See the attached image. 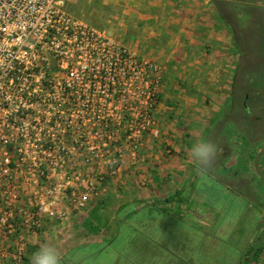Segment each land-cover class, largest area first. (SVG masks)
Masks as SVG:
<instances>
[{"label": "built area", "instance_id": "built-area-1", "mask_svg": "<svg viewBox=\"0 0 264 264\" xmlns=\"http://www.w3.org/2000/svg\"><path fill=\"white\" fill-rule=\"evenodd\" d=\"M163 78L65 0H0V264H24L142 163Z\"/></svg>", "mask_w": 264, "mask_h": 264}, {"label": "rangeland", "instance_id": "rangeland-1", "mask_svg": "<svg viewBox=\"0 0 264 264\" xmlns=\"http://www.w3.org/2000/svg\"><path fill=\"white\" fill-rule=\"evenodd\" d=\"M136 1L134 2L138 3ZM65 2L70 14L104 30L112 38L123 39L130 30L131 22L126 13L133 4L132 0H65ZM228 33L231 36L229 30ZM237 38L242 48L240 71L244 75L248 69L253 70L248 74L253 86L248 91V95L252 100H246L251 109L249 116L252 122L249 119V124L241 123L237 128L245 129L251 126L250 128H254L259 136L256 135V140L250 142L243 139L240 130L231 125L227 126L234 136L229 147L232 155L225 160L224 165L228 169L232 167L231 170L236 173L244 172V179L231 186L235 187L233 190L220 182H209L205 177L191 181L189 186L201 189L203 207H210L211 212L206 219L205 214H201L203 219L188 220L192 226L182 227L185 228L184 233L180 234L171 245H163L157 238L158 218L163 216L159 222L160 228L164 224H182L180 219L174 220L171 216H169L171 219H166L164 215L159 214V210L155 207L158 203H149V205L134 203L126 209L123 207L115 214V209L135 199L127 190L125 183L121 184L120 187H115V195L107 196L98 202L99 211L93 213L92 219L95 218L96 221L91 226L75 225L74 222H78L79 217L76 215L64 227L45 228L39 236L38 245L28 249V261L24 264H30L31 255L42 244H50L58 249L62 257L61 264H264V246H262L264 243V9H252L251 15H241L238 18ZM231 42L236 51L237 63V49L233 38ZM231 80L232 78L230 82ZM164 81L163 78V83ZM175 88L178 87L170 84H163L161 87L159 105L165 110L162 114L158 107L161 124L167 127V124L174 120L175 114L172 113L177 110L180 112L181 109L187 112L196 111L201 113L200 115H205L206 119L210 117L207 113V101L201 99L197 90L187 91L191 100L186 103V108H182L180 104L183 103L174 97L177 94ZM229 90L230 85L225 92V99L221 100L223 104L219 113L226 108ZM161 92L164 94L163 97ZM244 95L245 92L241 95V103ZM200 137L204 140L205 132L203 136L192 138L190 136L183 140L198 138L200 140ZM238 149L245 150L249 159L247 162L240 159L239 163H236L233 155L235 152L236 156L239 155ZM224 150L226 155L227 147ZM251 157L254 159L251 160ZM219 170L218 167L216 172ZM123 173L120 180L125 181ZM132 173L136 179L142 175L139 169H133ZM223 175L226 176L225 180L233 182V177L225 173ZM139 185L138 183L137 186ZM137 189L140 191L139 188ZM137 197L142 199L141 194L137 193ZM194 203L191 202V205ZM218 206H220L219 210ZM192 208L193 211L196 210V206ZM112 218L115 220L108 221ZM226 218L229 220L228 223H225ZM250 248L255 252L260 248L259 255L254 257L251 252L247 254Z\"/></svg>", "mask_w": 264, "mask_h": 264}, {"label": "crops", "instance_id": "crops-1", "mask_svg": "<svg viewBox=\"0 0 264 264\" xmlns=\"http://www.w3.org/2000/svg\"><path fill=\"white\" fill-rule=\"evenodd\" d=\"M134 1L132 0L133 4L126 13L131 22L130 30L123 39H113L139 55L158 62L164 68L163 84L178 87L175 88L177 94L174 97L183 103L180 104L182 108H186L188 100H191L187 91L197 90L204 102L206 99L207 113L210 115L206 119L205 115L196 111H174V120L167 127L161 124L162 140L160 138L155 142L150 141L142 163L136 167H125V181L119 179L108 183V197L115 195V187L124 183L135 197L115 209V214L134 203H158L155 207L159 214L166 219H171L169 216L174 220L180 219L182 225L164 224L160 228L165 238L161 240L158 236V240L163 245H171L184 233L185 228L182 227L192 226L188 220L206 219L211 212L210 207H203L201 189L195 187L190 190L189 186L191 177L196 172V165L191 161L189 151L199 138L188 141L183 139L203 136L208 125L219 113L223 104L221 100L225 99V92L235 69L236 51L226 25L216 15L212 0ZM160 110L162 114L165 112L159 105ZM133 169L142 172L139 179L133 176ZM200 177L219 183L209 174L198 172L196 179ZM137 193L141 194V200ZM167 199L173 201L166 202ZM100 200L92 203L86 212L80 214L78 222L74 224L80 227L94 224L96 220L92 219V215L99 211L97 204ZM191 202L195 203L191 205ZM192 206H196L195 211ZM201 214H205L204 217ZM114 220L112 218L108 221Z\"/></svg>", "mask_w": 264, "mask_h": 264}, {"label": "trees", "instance_id": "trees-1", "mask_svg": "<svg viewBox=\"0 0 264 264\" xmlns=\"http://www.w3.org/2000/svg\"><path fill=\"white\" fill-rule=\"evenodd\" d=\"M212 3H213V7L215 9L217 17L219 18L220 21H222L228 27V30L231 33V36L234 40V43L237 49L238 57H237V63H236V67L234 70V74L230 82V90H229V96H228L227 103H226V108L222 113H218L217 115H215L211 123L206 128L205 137H204V140H211L214 143H216L218 146L223 147V149L227 147L228 152L226 155L223 153V156L217 161L214 169L208 172L207 174H209L210 176H213L219 182L226 185L227 187H231L237 184V181H241L242 179H244V172L236 173L233 170H231L233 168L228 169L224 165L225 160L229 159L228 157H231L232 155L230 153L229 147L232 143L231 139L234 136L233 135L234 133L229 131V129H227V126L231 125L233 128H237L240 126L239 124L241 123L246 124L248 123L249 119L251 121V118L249 116V112L251 111V109H250V106L247 105L246 100H252V97L248 95V91H250V89L253 88V86L250 83L249 75H248L253 70L248 69L246 73L243 75L239 69V63L241 61L240 58L242 56V48L237 38L238 18L241 17V15H251L252 9L254 10L264 9V0H212ZM66 10L69 12L67 7H66ZM241 86L243 88L244 86H246L244 88L245 90H243V88L240 89ZM243 92H245V95L241 103L240 100H241V95ZM251 94L253 95V93ZM250 127L247 126L245 129H242L240 127V129L238 128L237 129L241 131L243 135L242 136L243 139H247L248 141L251 142L253 140H256L257 136L259 135L256 134V132L254 131V128H250ZM245 134H247V136H245ZM238 150L240 151V149ZM235 153L233 156L236 159V163H239L240 159H243L245 162L249 160L247 158V154L245 150L240 151L239 155L237 156ZM250 159L253 160L254 158L251 157ZM218 167L220 168L219 170L220 173L216 172V169ZM197 173L198 171H197V166H196V172L193 173L190 182L196 179ZM223 173H225L228 176L233 177L234 178L232 180L233 182L225 180L224 177L226 176H224ZM194 188H195L194 186L190 185V190H193ZM231 188L233 190L235 187H231ZM170 201H173V199H167L166 202H170ZM262 246H264V243ZM250 252L253 253L254 257L258 256L260 253V248L256 252L250 248L247 254H249ZM27 261H28V258L26 257L25 262Z\"/></svg>", "mask_w": 264, "mask_h": 264}, {"label": "clouds", "instance_id": "clouds-1", "mask_svg": "<svg viewBox=\"0 0 264 264\" xmlns=\"http://www.w3.org/2000/svg\"><path fill=\"white\" fill-rule=\"evenodd\" d=\"M223 147L218 146L211 140H198L190 149L189 157L197 166V171L202 174H207L212 171L217 161L223 156ZM220 206H218L219 210ZM163 219L160 216L156 222V227L159 232L160 239L165 238V234L159 227V222ZM229 220L226 218L225 223ZM61 254L58 249L50 244H42L39 249L30 257V264H61Z\"/></svg>", "mask_w": 264, "mask_h": 264}, {"label": "flooded vegetation", "instance_id": "flooded-vegetation-1", "mask_svg": "<svg viewBox=\"0 0 264 264\" xmlns=\"http://www.w3.org/2000/svg\"><path fill=\"white\" fill-rule=\"evenodd\" d=\"M244 104V103H243Z\"/></svg>", "mask_w": 264, "mask_h": 264}]
</instances>
